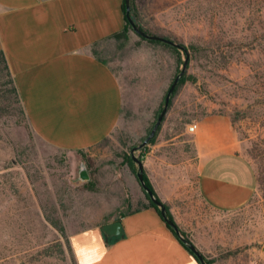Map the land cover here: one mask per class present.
I'll use <instances>...</instances> for the list:
<instances>
[{
	"label": "rangeland",
	"instance_id": "374dc122",
	"mask_svg": "<svg viewBox=\"0 0 264 264\" xmlns=\"http://www.w3.org/2000/svg\"><path fill=\"white\" fill-rule=\"evenodd\" d=\"M135 8L147 32L194 47L154 139L135 150L146 177L211 264H264V0H135ZM126 34L93 49L122 92L108 139L62 150L38 138L20 113L0 116V264H75L67 250L72 232L148 202L131 149L152 128L182 64L170 47L132 28ZM209 115L230 120L239 152L259 175L251 200L232 212L209 208L197 188L188 126Z\"/></svg>",
	"mask_w": 264,
	"mask_h": 264
},
{
	"label": "crops",
	"instance_id": "0c3cea01",
	"mask_svg": "<svg viewBox=\"0 0 264 264\" xmlns=\"http://www.w3.org/2000/svg\"><path fill=\"white\" fill-rule=\"evenodd\" d=\"M123 1L0 0V51L27 122L46 144L86 149L110 135L118 123V78L93 49L124 28ZM192 140L202 201L220 212L246 206L256 189V174L239 152L230 120L202 117ZM119 220L118 236L105 234L97 225L72 232L69 243L77 264H200L154 208Z\"/></svg>",
	"mask_w": 264,
	"mask_h": 264
},
{
	"label": "water",
	"instance_id": "95a60500",
	"mask_svg": "<svg viewBox=\"0 0 264 264\" xmlns=\"http://www.w3.org/2000/svg\"><path fill=\"white\" fill-rule=\"evenodd\" d=\"M125 2V16L126 19L128 20L129 24L131 25L132 29L139 35H141L142 37L146 38V39H151V40H158L170 45H173L177 48L183 49V47L177 43L174 42L173 40L166 38L164 36L161 35H157V34H152V33H147L145 31H143L142 29H139L135 23L134 20L130 14V10H131V5H130V0H124ZM187 62H188V56L186 55L183 63H182V67L180 69V71L174 76L172 82L170 83L166 94L164 96V101H163V107L160 111V113L158 114L152 128L150 129L149 133L147 134V136L143 139L142 142H140L138 145L134 146L131 149V156H132V160L137 164V172H136V176L137 179L142 187V189L144 190V192H146V194L148 195V197L151 199V201L158 206V208L160 209V215L162 216V218L164 219V221L166 222V224L171 227L175 233L177 234V236L179 237V239L186 244V246L191 250V252L197 257V259L199 260L200 264H207L205 262L204 259V255L198 250V248L188 239L186 238V236L182 233V231L180 230V228L176 225V223L170 219L167 216L166 213V207L164 205V203L156 196V194L153 192V190L146 184L145 180H144V167H143V162L142 160L135 154V150L141 148L143 145L147 144L150 140V138L152 136H154L156 130L158 129L160 123L162 122L164 115L167 111L168 105H169V100L171 97V94L178 82V80L180 79V77L183 75V73L185 72L186 66H187ZM78 179L81 181H85L89 179V174L87 173L86 167L83 163L80 164L79 170H78ZM102 231L110 236H118L122 233V224L120 220H114L112 222H108L105 223L101 226Z\"/></svg>",
	"mask_w": 264,
	"mask_h": 264
},
{
	"label": "trees",
	"instance_id": "16d2710c",
	"mask_svg": "<svg viewBox=\"0 0 264 264\" xmlns=\"http://www.w3.org/2000/svg\"><path fill=\"white\" fill-rule=\"evenodd\" d=\"M130 5H131V10H130V14L134 20V23L135 25L139 28V29H142L143 31L147 32L146 30H144V28L141 26V24L139 23L138 19H137V14H136V8H135V0H130ZM123 8H124V12H125V2L123 1ZM132 28L131 25L129 24L128 20L126 19V16H125V26L124 28L118 32V33H115L113 34L112 36L110 37H124L126 38L127 37V31L128 29ZM149 33V32H147ZM141 36V35H140ZM163 36V35H162ZM261 37H264V30L262 31V33L260 34ZM142 37V36H141ZM166 38H169L171 39L170 37H168L167 35L164 36ZM144 38V37H143ZM145 39V38H144ZM152 42H156V43H161L167 47H170L174 52L175 54L177 55V62L179 64H182L183 63V59L181 57V50L184 52V55L188 56L189 57V51L188 49L190 47H192V49L194 48L193 46H185L184 44L182 43H179L183 49H180V48H177L173 45H170V44H167V43H164V42H161V41H158V40H151V39H148ZM173 40V39H171ZM174 41V40H173ZM175 42V41H174ZM93 53L96 55L95 51L93 50ZM97 56V55H96ZM98 57V56H97ZM100 58V57H98ZM101 59V58H100ZM102 60V59H101ZM189 60V59H188ZM188 64V62H187ZM187 67V66H186ZM176 75V74H175ZM186 80V77H185V73H183V75L180 77V79L178 80L172 94H171V97H170V100H169V105L171 103V99L175 93V91L177 90V88L179 87V85L181 83H183L184 81ZM170 85V84H169ZM169 87V86H168ZM168 89V88H167ZM167 91V90H166ZM166 94V92H165ZM164 94V96H165ZM164 96H163V99H164ZM168 105V107H169ZM161 111V110H159ZM15 112H18V114L20 113L21 115V118L22 120L24 119V121L27 122V118H26V115H25V112H24V109H23V106L21 104V100H20V94H19V91L17 89V86L15 84V81H14V78L12 76V73L9 69V66H8V63H7V59H6V56L5 54L0 51V116H5V115H8V114H13ZM165 116V115H164ZM155 122V121H154ZM28 123V122H27ZM29 125V124H28ZM160 126V125H159ZM159 128V127H158ZM157 131V130H156ZM149 133V132H148ZM156 133V132H155ZM109 136V135H108ZM108 136H106L105 138H103L102 140H100V142L108 139ZM147 136V135H146ZM155 136V135H154ZM154 136H152V138H150L149 142H151L153 139H154ZM98 142V143H100ZM97 143V144H98ZM96 145V144H95ZM92 147V146H90ZM80 151V150H78ZM129 160H130V157H129ZM249 161V160H248ZM131 162V160H130ZM250 162V161H249ZM254 168V167H253ZM255 170V169H254ZM255 174H256V181L259 180V175L256 173L255 171ZM144 180L146 182V184L153 190V192L155 193L152 185L150 184L148 178L146 177L145 173H144ZM144 192V190H143ZM156 194V193H155ZM144 195L145 197L147 198L148 202L146 204H143L139 207H136L134 209H130V210H127L126 212H124L123 214H121L119 217H117L115 220H119L120 217L126 215V214H130V213H133V212H136L140 209H143V208H147V207H152L154 208L159 214H160V209L158 208L157 205H155L151 199L148 197V195L146 194V192H144ZM157 196V195H156ZM158 197V196H157ZM159 198V197H158ZM165 207H166V213H167V216L173 220V217L169 211V208L168 206L164 203ZM161 216V215H160ZM162 217V216H161ZM50 219V218H49ZM163 219V218H162ZM164 220V219H163ZM50 221L52 223H55L56 224V227L59 228L58 225V222H54L55 220L53 219H50ZM105 224V223H104ZM102 226V225H100ZM183 233V231H182ZM67 250H68V253L70 254V258L74 261L75 264H77L76 262V259H75V256L73 254V251H72V248L70 246V243L68 242L67 243ZM193 254V253H192ZM195 256V255H194ZM197 258V257H196ZM205 262L207 264H211V260L205 258Z\"/></svg>",
	"mask_w": 264,
	"mask_h": 264
},
{
	"label": "built area",
	"instance_id": "2783aa9c",
	"mask_svg": "<svg viewBox=\"0 0 264 264\" xmlns=\"http://www.w3.org/2000/svg\"><path fill=\"white\" fill-rule=\"evenodd\" d=\"M195 128H196V123H194V124H190V125L188 126V129H189L190 131L194 130Z\"/></svg>",
	"mask_w": 264,
	"mask_h": 264
}]
</instances>
